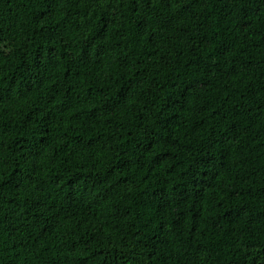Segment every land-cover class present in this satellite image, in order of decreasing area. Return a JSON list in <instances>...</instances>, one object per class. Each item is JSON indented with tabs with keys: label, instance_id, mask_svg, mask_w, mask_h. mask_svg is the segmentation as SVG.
I'll list each match as a JSON object with an SVG mask.
<instances>
[{
	"label": "trees",
	"instance_id": "16d2710c",
	"mask_svg": "<svg viewBox=\"0 0 264 264\" xmlns=\"http://www.w3.org/2000/svg\"><path fill=\"white\" fill-rule=\"evenodd\" d=\"M0 264H264V0H0Z\"/></svg>",
	"mask_w": 264,
	"mask_h": 264
}]
</instances>
